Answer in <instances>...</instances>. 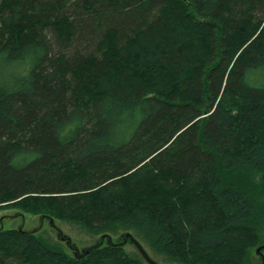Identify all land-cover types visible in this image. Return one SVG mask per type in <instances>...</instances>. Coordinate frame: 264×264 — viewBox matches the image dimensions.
<instances>
[{
  "label": "trees",
  "instance_id": "trees-1",
  "mask_svg": "<svg viewBox=\"0 0 264 264\" xmlns=\"http://www.w3.org/2000/svg\"><path fill=\"white\" fill-rule=\"evenodd\" d=\"M2 207L246 264L264 230V0H0ZM71 253L0 227V264H149L107 240Z\"/></svg>",
  "mask_w": 264,
  "mask_h": 264
},
{
  "label": "rangeland",
  "instance_id": "rangeland-1",
  "mask_svg": "<svg viewBox=\"0 0 264 264\" xmlns=\"http://www.w3.org/2000/svg\"><path fill=\"white\" fill-rule=\"evenodd\" d=\"M0 227L18 228L35 232L40 237L57 243L59 247L68 254H72L71 249L69 248V245L66 241L60 239V233L68 235L79 250H82L87 246L94 245L97 243L99 238H102L103 235L93 234L92 231L78 223L74 224L69 221L58 219L52 221L48 217L27 212L17 207L0 208ZM142 244L149 252L151 257L160 264H178L177 262L166 258V256L154 252V250L149 246V244L145 242V240H142ZM260 246H264V230L261 232L260 243L255 246L251 252H249L250 255L247 258L246 264H261L262 257L257 252V248ZM125 249L131 255L137 257L142 256L139 248L134 242L126 243ZM262 252L264 254V248L262 249Z\"/></svg>",
  "mask_w": 264,
  "mask_h": 264
},
{
  "label": "water",
  "instance_id": "water-1",
  "mask_svg": "<svg viewBox=\"0 0 264 264\" xmlns=\"http://www.w3.org/2000/svg\"><path fill=\"white\" fill-rule=\"evenodd\" d=\"M44 217H46V216H44ZM50 219L52 221L54 220L51 217H50ZM123 237H124L123 240L116 241L110 234L105 233V234L102 235V238H100L99 242L95 243L92 246H87V247H85L82 250H79L76 247V245L72 242V240L70 239V237L68 235H65L63 233H60V239L66 241L68 243L69 247L74 250V253L77 256L84 255V254L89 253L92 249L101 246L106 240H107V242L109 244H112V245H120V246L125 245L126 243L129 242V240H131L132 242H134L137 245V247L139 248V251L141 252V254L143 256V258H145L149 264H160L159 262H157L155 259H153L151 257V255L149 254V252L143 246L142 242H140V240L137 239L131 232L124 233V236ZM263 248H264V246H260L259 248H257V252L262 257V264H264V254L262 252V249Z\"/></svg>",
  "mask_w": 264,
  "mask_h": 264
}]
</instances>
